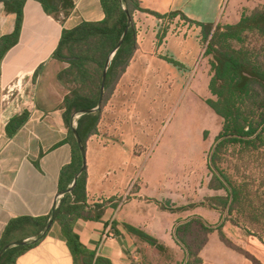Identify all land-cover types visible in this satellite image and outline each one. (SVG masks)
<instances>
[{"label": "crops", "instance_id": "1", "mask_svg": "<svg viewBox=\"0 0 264 264\" xmlns=\"http://www.w3.org/2000/svg\"><path fill=\"white\" fill-rule=\"evenodd\" d=\"M4 1L0 0V39L11 34L15 26V15L6 11ZM137 1L142 9L164 18L139 11L133 13L137 48L100 116H111L113 108L121 102L119 100L132 105L136 88L143 92L146 87L167 86L168 72L188 70L199 55L207 57L201 53L200 27L184 22L180 14L195 23L233 25L239 22L243 13L264 6V0ZM171 13L177 15L170 18ZM103 16L99 0H73V9L64 20L46 15L36 1L27 0L24 4L18 41L0 60V241L10 220L23 217H47L50 220L59 203L61 172L70 164L73 152L63 110L47 107L61 104L64 96L57 99L55 88L63 89L56 74L65 64L53 59L52 54L63 28L82 21L97 22ZM164 25L169 29H165V36L159 41L157 35L162 33ZM174 25L182 26V32L170 35ZM185 30L193 36H183ZM166 59L181 66H174ZM152 74L157 75L152 77ZM211 76L210 64L208 70L204 67L196 72L192 87L200 98L212 97L208 90ZM13 89L16 90L12 94ZM151 103L148 101L147 105ZM201 106L209 115L216 116L205 103ZM22 113H26L23 123L9 134L6 126L10 121L13 125ZM191 113L194 112L190 111L188 115ZM71 117L70 126L76 128V119L71 120ZM98 137L100 141L105 138L103 134ZM130 152L132 150L117 144L93 147L86 143V204L91 209H94L93 205L105 204L98 219L77 220L74 231L79 242L93 254L91 264H185L187 255L174 239L175 229L193 219L208 223L212 208L203 203L194 204L195 200L179 201V207L163 205L162 199L167 198L150 194V162L139 163ZM137 168L140 169L138 174ZM161 169L160 166L158 170ZM137 176L140 179L138 187L132 190ZM147 202L154 203V208H146ZM188 202L191 203L185 205ZM124 225L147 233L157 240L161 249L129 233ZM22 237L26 242L36 239L34 236ZM244 248L264 264V245L260 241L249 239ZM198 258L201 264H251L226 246L216 231L208 234ZM15 264H73L58 224L52 221L44 237L20 255Z\"/></svg>", "mask_w": 264, "mask_h": 264}, {"label": "trees", "instance_id": "2", "mask_svg": "<svg viewBox=\"0 0 264 264\" xmlns=\"http://www.w3.org/2000/svg\"><path fill=\"white\" fill-rule=\"evenodd\" d=\"M26 1H4L6 11L15 15V26L11 34L0 39V60L18 41ZM33 1L40 4L46 15L53 16L57 20L59 15L62 16V20L66 19L73 9V0ZM99 3L104 15L103 19L97 22L82 21L72 27L63 28L52 54L53 59L65 64V67L56 74V80L68 91L63 97L60 109L63 110L64 123L69 130L68 141L72 147L73 156L70 164L61 172L59 193L62 196L51 218L60 228L61 235L73 257V264H91L93 258V254L80 244L79 237L74 231L75 223L78 219H98L104 205L96 204L93 205L94 209H91L86 204V169L82 171L72 190L69 193L66 192L82 166V158L70 126V117L75 113L96 107L105 61L122 38L124 30L127 29L106 71L102 107L112 94L137 48L133 13L139 11L158 19L164 18L160 14L142 9L137 0H99ZM175 15L177 14L171 13L168 16L171 18ZM180 17L184 22L200 27L201 40L206 44L203 55L210 57L209 64L212 72L208 90L213 98L205 99L204 103L222 119L221 130L210 147L208 167L211 170L209 188L215 191L223 190L225 195L214 196L208 200L218 202L223 211L227 210L228 215L234 209H238V214H242V204L247 199L245 187L243 184L231 181L219 170L216 160L221 151L228 146L255 150L264 145V48L256 50L244 44L248 35L256 36L264 41V6L243 13L239 22L233 25L200 24L192 22L182 14ZM165 33L166 31L163 30L157 35V39L160 41ZM232 42L240 46L235 47ZM166 60L174 66H181L172 59ZM100 112L84 114L76 119L75 130L84 150L87 139L96 131ZM25 116L26 113H22L15 119L13 125L10 121L6 126L7 132L13 133L23 123ZM248 203L250 207L251 203ZM162 209L164 210L165 207ZM48 220L47 217H23L10 220L3 231L0 250L11 242L23 241L24 238L21 236H34L36 239L7 249L0 258V264H15L20 255L35 246L44 237L41 236V232ZM253 220L254 223H264V210L256 214ZM226 222L233 225L240 223L239 220L229 221L228 217L221 216L219 224L214 228L207 226L201 219H193L175 229L174 239L183 247L187 255L185 264H201L198 252L206 243L205 236L194 250L187 244L184 235L190 232L194 223L204 235L217 231L221 241L232 248L222 232ZM124 226L129 233L161 249L157 240L147 233L129 225ZM250 235L264 245V229L261 232H252ZM240 253L251 264H261L250 254Z\"/></svg>", "mask_w": 264, "mask_h": 264}, {"label": "rangeland", "instance_id": "3", "mask_svg": "<svg viewBox=\"0 0 264 264\" xmlns=\"http://www.w3.org/2000/svg\"><path fill=\"white\" fill-rule=\"evenodd\" d=\"M58 19H62V16L59 15ZM219 25L225 24L219 23ZM181 27L174 25L170 35L181 33ZM167 28L169 29L167 25H164L161 30ZM177 28L180 30L177 31ZM187 34L190 37L193 36V33H188L187 30L182 33L183 36ZM153 42L156 43L155 40ZM232 44L235 47L240 46L236 42ZM244 44L256 50L264 48V41L253 35H248ZM200 45L201 53H203L206 44L200 40ZM208 61L210 57L201 58L199 55L190 69H182L181 72L177 71L173 74L168 72L167 86L146 87L143 92L136 88L137 92L132 96L133 104L128 106L125 100H119L121 102L113 108L111 116H99L96 131L86 143L89 142L93 147L117 144L125 150H132L130 154L137 162L143 164L149 161L151 164L149 182L152 185L150 194L167 198L161 201L166 207L177 206V202L184 200H195L194 204L203 203L213 210H210L209 222L202 221L213 228L219 224L221 216L228 217L229 221L239 220L240 223L237 225L226 222L222 232L224 231V238L232 247L231 249L239 251L238 253L250 254L244 248L249 239L255 238L250 234L264 229V223H254L253 220L256 214L264 210V145L255 150L228 146L221 151L216 160L219 170L231 181L243 184L246 190L247 199L242 204V214H238V209H234L228 215L227 210L223 211L218 202L208 200L214 196L225 195L223 190L215 191L209 188L211 170L208 167L210 147L221 130L222 119L209 115L208 111L201 106L205 99L200 98L192 87L196 72L204 67L208 70ZM156 75L152 74V77ZM55 89L57 99L62 94L65 96L68 93L64 87ZM15 90L13 89L12 94ZM148 101L152 103L147 105ZM61 104L47 107L57 109L61 107ZM190 111L194 113L188 115ZM99 134L105 136L103 138L105 141L99 140ZM160 166L163 169L158 170ZM139 170L137 168V174ZM139 180L138 176L134 179L132 190L137 189ZM248 202L251 203L250 207ZM189 203L191 202L185 205ZM101 204L104 205L105 202ZM145 205L146 208H154L152 202H147ZM158 219L155 218L157 222H160ZM184 236L187 244L194 250L205 236L207 240L208 234L204 235L194 223L190 232ZM219 239L221 240L220 236ZM168 256L171 258V255Z\"/></svg>", "mask_w": 264, "mask_h": 264}, {"label": "water", "instance_id": "4", "mask_svg": "<svg viewBox=\"0 0 264 264\" xmlns=\"http://www.w3.org/2000/svg\"><path fill=\"white\" fill-rule=\"evenodd\" d=\"M126 32H127V29L124 30V32L122 34V38L125 36ZM122 38L120 39V41L118 42V44L116 45V47L114 48V50L110 53V55L108 56V58L105 61L104 68H103V72H102V76H101V84H100V90H99V97H98V102H97L96 107H94L92 109H89V110H86V111H82V112L73 114L72 117H71V120L78 119L81 115H84V114H92V113H95V112H99L101 110L102 99H103V96H104V83H105L106 71H107V68L109 66V63H110V61H111V59H112L115 51L118 49V47L121 44ZM72 129H73L72 132H73L74 138H75L76 143L78 145V150H79L80 156L82 158V166L79 169V171L77 172V174L74 176L71 185L67 188V190H66L67 193H69L72 190V188L74 187V185H75L78 177L80 176V174L82 173V171L85 169V150H84L83 146L81 145V140L79 139V136L77 134V131L75 130V128H73V126H72ZM52 221H53L52 218L48 221V223H47L46 227L44 228V231H43V233H42L41 236H44L45 235V233L48 230L49 226L51 225ZM25 243H27V242L26 241H19V242L10 243V244L4 246L0 250V258L2 256V254L7 249H9L11 247H14V246H21V245H24Z\"/></svg>", "mask_w": 264, "mask_h": 264}]
</instances>
